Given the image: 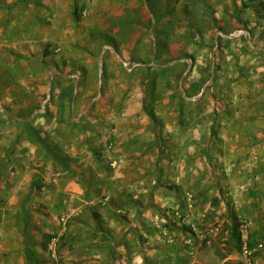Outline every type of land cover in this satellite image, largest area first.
I'll use <instances>...</instances> for the list:
<instances>
[{
	"label": "rangeland",
	"instance_id": "1",
	"mask_svg": "<svg viewBox=\"0 0 264 264\" xmlns=\"http://www.w3.org/2000/svg\"><path fill=\"white\" fill-rule=\"evenodd\" d=\"M19 1L0 264H264V0Z\"/></svg>",
	"mask_w": 264,
	"mask_h": 264
},
{
	"label": "crops",
	"instance_id": "2",
	"mask_svg": "<svg viewBox=\"0 0 264 264\" xmlns=\"http://www.w3.org/2000/svg\"><path fill=\"white\" fill-rule=\"evenodd\" d=\"M18 2H20L19 0H0V23L3 21V19H5L6 18V16H7V14H9V7H10V14L11 13H15L16 12V8L14 7V5L16 4V3H18ZM52 7H53V9H55L56 11H59V3L57 2V0H52L50 3H49ZM13 6V7H12ZM259 8L261 9V11H262V13H261V15L262 14H264V8L262 9L261 8V6H259ZM254 13V12H253ZM256 15V17H255V19L252 21V24L255 26V28L253 29L254 31H255V33H257V35L259 36V37H262V38H264V16H261L260 18H259V16H257V14H255ZM239 29H241V28H239ZM242 29H245V28H242ZM238 30V29H237ZM246 30H248V29H246ZM249 31V30H248ZM249 33H250V31H249ZM250 36H251V38H252V35H251V33H250ZM243 37H245V38H248V37H246V36H243ZM264 49V48H263ZM125 61V60H124ZM187 62H190V61H188L187 60ZM261 68H263L264 69V65L261 67ZM30 191H32V193H33V190H30ZM30 191H29V193H30ZM28 193V194H29ZM27 194V195H28ZM26 198V197H25ZM25 200V199H24ZM23 203H24V201H23ZM23 208V207H22ZM25 213V210L23 209V214ZM25 217V216H24ZM24 228V227H23ZM124 263V262H123ZM126 264H127V262H126Z\"/></svg>",
	"mask_w": 264,
	"mask_h": 264
},
{
	"label": "trees",
	"instance_id": "3",
	"mask_svg": "<svg viewBox=\"0 0 264 264\" xmlns=\"http://www.w3.org/2000/svg\"><path fill=\"white\" fill-rule=\"evenodd\" d=\"M27 125V129L29 130V132H31V134L36 135L35 130L33 129V127L31 126V123H26ZM69 167L67 165H65L64 170L68 171ZM32 191H30V193L26 196L24 203H23V209L25 208L27 202L30 200ZM24 228H23V232H24V241H25V255H26V259H27V264H35V260H34V255L33 252L31 251V249L28 247L29 241H30V231H29V225H28V218L26 213H24Z\"/></svg>",
	"mask_w": 264,
	"mask_h": 264
},
{
	"label": "built area",
	"instance_id": "4",
	"mask_svg": "<svg viewBox=\"0 0 264 264\" xmlns=\"http://www.w3.org/2000/svg\"><path fill=\"white\" fill-rule=\"evenodd\" d=\"M222 36H227L229 38H234V37H239V36H246L249 39H251L250 33L248 30L246 29H238L235 30L233 33H230L229 35H224L223 33H220ZM124 64L126 67L129 68V70H133L132 66H131V62L130 61H124ZM74 78H76V75L73 76Z\"/></svg>",
	"mask_w": 264,
	"mask_h": 264
}]
</instances>
